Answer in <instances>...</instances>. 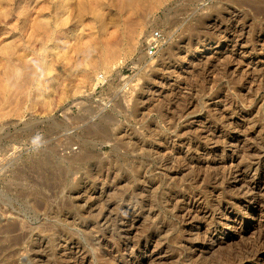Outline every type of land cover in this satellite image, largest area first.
Here are the masks:
<instances>
[{"label": "rangeland", "instance_id": "rangeland-1", "mask_svg": "<svg viewBox=\"0 0 264 264\" xmlns=\"http://www.w3.org/2000/svg\"><path fill=\"white\" fill-rule=\"evenodd\" d=\"M0 264H264V0H0Z\"/></svg>", "mask_w": 264, "mask_h": 264}, {"label": "bare ground", "instance_id": "bare-ground-1", "mask_svg": "<svg viewBox=\"0 0 264 264\" xmlns=\"http://www.w3.org/2000/svg\"><path fill=\"white\" fill-rule=\"evenodd\" d=\"M120 2V4L124 7V6H129L131 7L132 10H136L139 6H140V3H141V0H118ZM132 12V11H131ZM40 25H34V27L38 28ZM40 29V28H39Z\"/></svg>", "mask_w": 264, "mask_h": 264}, {"label": "built area", "instance_id": "built-area-1", "mask_svg": "<svg viewBox=\"0 0 264 264\" xmlns=\"http://www.w3.org/2000/svg\"><path fill=\"white\" fill-rule=\"evenodd\" d=\"M159 39H160V34L155 33V35L152 37V41H151L152 43L149 46V54L153 55L155 53Z\"/></svg>", "mask_w": 264, "mask_h": 264}]
</instances>
